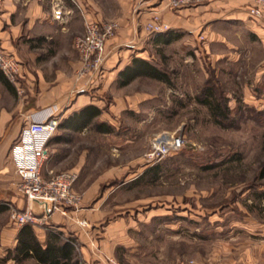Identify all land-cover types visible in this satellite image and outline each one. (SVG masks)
<instances>
[{
    "label": "rangeland",
    "instance_id": "rangeland-1",
    "mask_svg": "<svg viewBox=\"0 0 264 264\" xmlns=\"http://www.w3.org/2000/svg\"><path fill=\"white\" fill-rule=\"evenodd\" d=\"M234 29L242 34L233 38L226 32L225 44L149 45L145 59L165 70L172 86L137 78L122 88H94L89 101L103 111L94 121L111 126V134L90 127L77 135L56 131L63 142L49 146L44 174L73 170L76 157L55 165L73 148L76 154L86 149L73 187L79 195L102 172L118 173L95 188L90 205L108 213L94 228L96 241L103 226L124 221V246L114 253L120 264H264V201L255 199L264 191L257 177L264 162V43ZM207 88L229 109L226 127L215 124L200 102ZM163 135L180 137L182 148L150 164V144ZM157 165L155 177L140 178ZM83 175L86 184L79 183ZM5 250L0 249V264H15L6 262Z\"/></svg>",
    "mask_w": 264,
    "mask_h": 264
},
{
    "label": "crops",
    "instance_id": "crops-1",
    "mask_svg": "<svg viewBox=\"0 0 264 264\" xmlns=\"http://www.w3.org/2000/svg\"><path fill=\"white\" fill-rule=\"evenodd\" d=\"M76 1L82 6L86 20H112L119 26L115 36L106 42L101 69L83 79L74 75L80 64L72 41L82 33L84 20L69 0H0V48L19 64L15 83H10L3 75L11 90L0 80V249H6V262L19 264L12 257L7 258L8 252L13 253L16 248L21 229L12 222L11 209L21 211L27 206L16 188L18 179L10 149L32 115L56 109L59 120H66L90 105L101 109L89 101L90 92L100 84L118 87L117 75L132 59L146 60L147 47L154 42L143 26L154 17L160 18L169 27V32L177 37L170 45H186L195 40L202 42L203 46L206 43L225 44L228 41L226 32L233 33V38L242 34L234 27L264 43V19L256 21L248 14L252 0H107L109 7L100 0ZM173 3L177 6L174 7ZM55 12L61 13L59 19L55 18ZM199 35L203 41L198 39ZM20 92L23 94L21 98L18 97ZM88 128L58 129L77 135ZM58 134L49 146L63 142L58 140ZM75 152L73 148L59 157L55 165L64 160L71 163L70 159L76 157L71 167L78 174L86 160V149L78 154ZM117 174L112 170L104 171L90 189L81 190L82 207L77 211L70 210L67 217L56 214L51 217L49 225L32 226L38 241L44 244L46 234L53 231L60 234L62 240L71 239L77 245L75 256L79 254L86 264H102L103 256L114 257L116 247L124 246L127 227L124 221L107 224L103 226L99 240H94V228L108 213L97 209V203L91 207L90 202L94 199L95 188ZM88 182L87 176H81L79 183ZM80 220L86 221L89 227H79L75 222ZM27 261L37 264L33 259L20 263Z\"/></svg>",
    "mask_w": 264,
    "mask_h": 264
},
{
    "label": "built area",
    "instance_id": "built-area-1",
    "mask_svg": "<svg viewBox=\"0 0 264 264\" xmlns=\"http://www.w3.org/2000/svg\"><path fill=\"white\" fill-rule=\"evenodd\" d=\"M82 14L84 33L74 40L73 47L78 55L80 68L79 79L89 77L98 72L105 59L106 42L114 36L118 24L114 22H98L86 20L82 6L76 0H69ZM177 6V3H173ZM248 14L253 20L264 19V0H252ZM61 17L55 12V18ZM144 30L148 35L156 36L169 32V27L160 18L154 17L146 23ZM198 39L204 38L199 35ZM0 72L10 83H15L19 74V64L0 48ZM56 109H46L31 116L21 129L16 141L10 149V157L14 174L18 179L17 191L24 197L26 207L23 210H12L11 220L18 226L30 225L42 227L49 225L51 217L59 214L68 216L70 210L77 211L82 203V196L73 189L78 174L72 170L60 173L43 169L49 158V144L59 126ZM182 139L178 136L163 135L150 144L146 154L150 164L178 153L182 148ZM79 227L87 229L84 220L75 222ZM77 250V245L73 244ZM93 246V243L91 244ZM78 264H86L79 262ZM102 264H120L114 257L103 256ZM178 264H196L195 261H180Z\"/></svg>",
    "mask_w": 264,
    "mask_h": 264
},
{
    "label": "trees",
    "instance_id": "trees-1",
    "mask_svg": "<svg viewBox=\"0 0 264 264\" xmlns=\"http://www.w3.org/2000/svg\"><path fill=\"white\" fill-rule=\"evenodd\" d=\"M177 37L171 32L161 34L153 39L156 46H169ZM162 50L159 49V52ZM137 78H148L168 86H172L169 74L159 68L157 65L148 60L134 58L117 75L116 84L118 87H124L130 84ZM0 80L4 85L11 90L10 84L0 72ZM201 104L205 105L210 113L213 122L219 126L226 127V122H229V109L226 105H221L215 99V92L212 88H207L202 93ZM101 109L95 106H87L81 109L78 113L73 114L68 119L62 121L58 128L82 130L84 128H93L99 134H111L113 129L105 123H95V119L100 116ZM63 140V138H58ZM52 142V141H50ZM160 167L157 165L151 169H147L140 176L144 179L148 176L155 177L158 174ZM258 179L264 180V162L259 168ZM257 202L264 201V191L255 194ZM16 248L14 252H8L7 258H13L17 263L28 259H33L37 264H78L75 256L73 242L71 239L62 240L60 234L49 231L46 234L44 244H41L36 234L30 225H24L19 230L16 238Z\"/></svg>",
    "mask_w": 264,
    "mask_h": 264
}]
</instances>
